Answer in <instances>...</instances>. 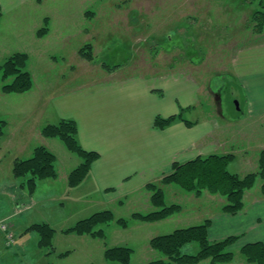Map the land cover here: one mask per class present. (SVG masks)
Instances as JSON below:
<instances>
[{
    "label": "rangeland",
    "instance_id": "rangeland-1",
    "mask_svg": "<svg viewBox=\"0 0 264 264\" xmlns=\"http://www.w3.org/2000/svg\"><path fill=\"white\" fill-rule=\"evenodd\" d=\"M259 3L260 0L254 4L245 0H34L18 12L3 14L0 66L15 53L27 54L33 88L23 94H6L0 72V118L7 123L0 139V264H119L105 259V250L115 247L133 250L131 264L166 260L150 247L152 238L203 224L208 213L222 210L225 199L219 195L204 191L199 197L178 186H168L164 187L166 200L168 204H179L180 213L155 223L132 220L134 213L153 211L147 189L112 200L96 189L73 192L66 176L80 164V158L60 140L43 138L41 130L60 121L52 98L73 92L83 81L94 84L100 77L180 74L197 81L202 93L197 112L184 117L215 121L213 139L220 146L218 153L236 155L229 165L230 172L243 177L257 171L259 155L264 150V122L245 119L247 102L230 72L237 51L261 39L254 33L251 20ZM44 27L49 32L38 37L37 32ZM89 45L91 59L79 54ZM105 65L118 68L110 72ZM213 92L220 94L221 106L217 96L210 98L208 93ZM38 146H46L57 156L59 178L41 181L30 198L28 188L21 187L24 181L16 180L12 170L15 160L31 158ZM260 184L258 181L252 190L260 188ZM106 210L112 211L116 219H129V228L122 229L116 222L100 226L106 233L104 239L63 233ZM42 223L56 231L53 249L39 248V235L26 233L29 226ZM231 249L236 255L233 264H246L240 248ZM198 250L199 245L192 243L182 252L195 254ZM64 253L70 254L61 257Z\"/></svg>",
    "mask_w": 264,
    "mask_h": 264
},
{
    "label": "crops",
    "instance_id": "crops-1",
    "mask_svg": "<svg viewBox=\"0 0 264 264\" xmlns=\"http://www.w3.org/2000/svg\"><path fill=\"white\" fill-rule=\"evenodd\" d=\"M31 1L34 0H0L1 19L4 13L18 12ZM230 75L246 99L245 119L264 122V36L237 51ZM92 83L83 81L73 92L52 98L60 120L77 122L81 146L100 154L86 180L71 189L73 192L87 188L96 189L107 200L128 198L147 191L149 183H158L172 171L175 162L221 152L213 139V120L193 121L184 117L197 122L191 128L184 122L164 130L154 125L157 116L170 117L182 109L183 116L197 112L202 94L197 81L174 74L100 77ZM208 94L211 99H221L220 94ZM245 197L244 210L237 215L221 209L207 214L211 242L235 236L239 238L235 245L238 249L264 242V197L260 188L248 191Z\"/></svg>",
    "mask_w": 264,
    "mask_h": 264
},
{
    "label": "trees",
    "instance_id": "trees-1",
    "mask_svg": "<svg viewBox=\"0 0 264 264\" xmlns=\"http://www.w3.org/2000/svg\"><path fill=\"white\" fill-rule=\"evenodd\" d=\"M248 4H254L257 0H245ZM42 3V0H35ZM260 8L252 15L254 25L253 31L261 38L264 36V0H260ZM1 19V8H0ZM49 32L48 28H41L37 36L41 37ZM91 46L81 48L79 54L85 58L92 57ZM29 56L25 53H15L0 66L2 74V91L6 94H23L32 90L33 78L27 70ZM113 71L118 67H104ZM184 109L177 115L170 117L157 116L154 122L156 128L164 130L176 122H184L191 128L197 124L184 118ZM7 123L0 118V139L4 134ZM43 137L47 139H58L73 154L77 155L81 162L70 172L68 176V187L73 189L80 186L89 175L92 165L100 158V154L85 150L78 139L79 128L75 120L61 119L57 124H49L41 130ZM236 158L233 153H215L179 163L175 162L172 171L164 175L158 183H149L146 189L151 193L150 204L153 211L143 214L134 213L132 220L143 223H155L172 217L182 211L179 204H168L164 187L178 186L188 193H196L201 196L203 192L211 195H219L225 199L222 211L229 215H237L245 207V195L252 190L258 181L260 184V195L264 197V150L261 151L258 160V169L255 172L240 176L229 171V165ZM57 156L46 146H38L33 150L29 159H17L13 164V175L16 180H23L21 187H27L30 195H33L38 184L43 180H58ZM116 224L122 229L129 228V219H116L110 210L95 213L89 218L79 221L74 227L63 231L64 234H76L79 236L89 235L94 239H104L106 233L100 226ZM210 220L203 224L178 229L174 232L150 240V247L160 252L166 260H156L147 264H201L209 261V264H233L235 253L232 247L236 245L238 237L231 236L221 241L211 242L208 238ZM36 232L40 240L38 246L41 249H53V238L56 231L46 223L33 224L26 229V233ZM192 243L199 245L195 254H184V246ZM246 264H264V242L249 243L239 250ZM70 253L61 254L67 257ZM133 250L129 247L107 248L105 259L119 264H131Z\"/></svg>",
    "mask_w": 264,
    "mask_h": 264
}]
</instances>
